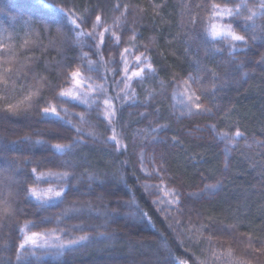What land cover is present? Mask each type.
I'll use <instances>...</instances> for the list:
<instances>
[{
  "label": "trees",
  "instance_id": "1",
  "mask_svg": "<svg viewBox=\"0 0 264 264\" xmlns=\"http://www.w3.org/2000/svg\"><path fill=\"white\" fill-rule=\"evenodd\" d=\"M185 3L191 9L184 8ZM207 3L0 0V42L11 37L18 76L7 102L20 98L21 85L26 88L44 76L50 87H45L37 105L44 97L57 103L53 89L63 82L67 67L83 63V54L96 70L82 71L96 83H104L102 77L107 74L106 87L112 96L119 91L113 79H120L116 72L123 74L125 47L134 55L150 57L157 73L155 78L146 76L143 83L132 79L129 98L113 101L112 124L95 105L88 108L72 101L57 103L58 109L67 108L70 113L63 120L45 117L38 106L16 115L0 110V192L13 193L9 197L12 213L0 215V264H174L177 258L187 264H226L229 250L231 264H264V32H242L244 22L237 20L234 28L246 36L247 45L237 42L234 52L226 43L213 47L204 31L207 11L195 7ZM254 3L249 0L250 6ZM59 8L74 13L85 32L91 31L99 15L103 27L97 32L109 29L103 44L97 48L98 39L88 36L77 40L73 25ZM193 13L198 14L195 25L190 23ZM255 22L264 24V20ZM124 55L129 64L134 63V55ZM189 74L201 77L203 100L212 109L206 124L243 133L238 143L228 145V162L223 155L225 143L199 131L196 119L201 116L195 117L198 123L191 118L178 120L171 107L175 85ZM78 113L84 114L85 123ZM68 120L71 123H65ZM112 127L122 147L110 139ZM152 128L160 130L149 135ZM140 135L171 143L164 167L173 180L194 191L202 183H219L218 190L209 198H185L177 209L161 214L132 163V146ZM57 143L72 147L57 153L52 147ZM32 168L37 173L67 171V181L39 183L41 188L66 186L65 195L41 206L27 194L35 180ZM25 222L29 234L63 230L62 239L84 234L90 239L60 256L52 254L55 249H36L33 255L26 246L17 260ZM213 252L224 256L213 259Z\"/></svg>",
  "mask_w": 264,
  "mask_h": 264
},
{
  "label": "snow or ice",
  "instance_id": "2",
  "mask_svg": "<svg viewBox=\"0 0 264 264\" xmlns=\"http://www.w3.org/2000/svg\"><path fill=\"white\" fill-rule=\"evenodd\" d=\"M232 5V6H229ZM48 7H54V5H47ZM119 7V5H117ZM154 8L160 7V5H153ZM184 8L191 9L192 5L185 3ZM196 8L204 7L207 11L206 25L204 28L206 38L210 43L215 44L217 42L226 43L227 47L231 51H235L238 48V43L240 42L243 45H247L246 36L240 34L234 28V24L237 20H243V24L240 25L242 32H256L257 30L264 32V24H257L256 20H264V0H255V3L250 6L249 0H208L207 5L196 4ZM58 11L64 13V17L67 22L73 25L72 31L79 40L81 37L88 36L93 39H98L99 43L96 45L98 48L100 44H103V34L108 32L107 27L103 28V32H97L98 28L103 27L101 24V17L99 15L95 16V22L91 24V31L85 32L81 29V24L77 23V17L74 13L65 12L63 8H59ZM197 15H190V23L195 25L197 23ZM83 23V21H82ZM79 30V31H77ZM59 31V28L57 29ZM115 36V33H112ZM134 38V37H133ZM252 39H255V35L251 36ZM116 41H119V37L115 36ZM11 37L8 40L0 42V101H5L0 105V110L11 113L13 115L19 114L21 112H28L33 107L38 106L45 117L51 115L52 117L57 118L58 120H63L65 116H69L67 108L57 107V103L63 104L67 101L77 102L78 104L86 105L88 108H92L93 105L102 111L105 119L108 120L109 124H112L116 116V105L113 103L114 100H122L129 98V89L132 87V79L138 78L140 83H143L145 77L155 78L156 69L153 67L150 57L145 53L140 55H134L132 49L125 47L123 49L124 54L134 55V63L129 64L127 56L122 54V75L120 72H116V75L120 76L119 80L113 79V86L118 88L119 91L116 92L115 96L109 95V90L106 87L108 82V76L105 74L102 79L104 83H96L90 76L85 75L86 71H95L92 67L93 62L87 58V54H83L80 57V60L83 63L77 64L74 68L67 67L65 69V75L63 77V82L58 83L53 89L55 93V99L57 103H53L47 97H44L39 105L37 101L41 99L42 93L45 87H50V84L47 82V78L41 76L36 79L35 84L29 85L26 88L21 85V96L18 98L15 103L7 102V98L10 92H14L16 88V83L18 76H16V69L14 67V62L16 58L15 45L10 42ZM28 43V40L24 41V45ZM219 50V49H215ZM101 62H103V56H100ZM212 71V70H209ZM107 73V69H106ZM213 76L215 75L212 71ZM123 85V87H120ZM161 88L164 87V81H160ZM123 93V97L120 95ZM131 95H135L134 90L131 92ZM180 98V107L177 108L176 104L171 105V107L180 112V115H201L205 113H210L212 109L207 106L203 100V87L201 84V77L199 75L193 76L189 74L187 78L181 79L178 82L177 88L172 93V98ZM67 98V99H65ZM150 98V97H149ZM101 105L103 107H101ZM63 113V115H61ZM79 116L80 122L85 123V116L82 113L77 114ZM65 123H71L70 120L65 121ZM75 127V126H74ZM160 127H164L161 125ZM75 130L79 133L81 129L76 127ZM159 128H152L148 133L149 135L156 134L159 132ZM211 130L215 138L219 141H223L226 145L225 153L227 155L229 148L228 145H234L238 143V138L243 136V133L237 128L234 133L230 131H220L217 130L215 125L211 126ZM112 136L110 139L116 142L117 147H122L123 145L117 139V132L115 127H112ZM40 143V141H37ZM52 147L57 153H64L67 150H70L72 145L70 144H54ZM141 161H143V153L140 155ZM143 168V164L141 165ZM32 173L35 176L33 181V186L27 188V194L30 197H34L41 206L46 203L53 201L54 199L62 198L66 192V186L53 187L49 186L47 188L39 187L41 181H47L49 184H52L53 180L55 181H67L69 173L67 171L63 172H53L51 170L44 172L41 171L37 173L36 168H32ZM147 175H151V172H148L147 169H144ZM153 172H156L160 176V170L158 168H153ZM161 183L163 184V178L161 176ZM146 190L151 186L145 185ZM157 189L160 188V185L156 186ZM218 185L209 184L205 186V191L213 193L216 191ZM167 194L170 199L167 203L171 205H179L181 194L178 190L174 188H168ZM13 193L8 191L5 195L3 192H0V215H9L12 213V205L9 197H12ZM159 207V203L153 201ZM72 209H69L71 211ZM165 209V211H169ZM142 215L147 217V213L143 212ZM35 227V225H32ZM203 227V226H201ZM29 223L25 222L23 228L21 229L23 233V239L18 245L17 250V260L21 258V254L25 250L26 246L30 247L31 254L35 255L36 249H55L56 251L52 254L60 256L63 255L65 249H73L75 246L83 245L89 241L90 237L87 234L68 237L62 239L64 236L63 230L57 233L55 230L50 232H31L29 234ZM81 231H84L81 229ZM224 256V253L213 252V259H220ZM228 260L226 264H231L232 253L229 250L227 253ZM39 259V257H37ZM174 264H187L186 261L177 258L174 261Z\"/></svg>",
  "mask_w": 264,
  "mask_h": 264
},
{
  "label": "rangeland",
  "instance_id": "3",
  "mask_svg": "<svg viewBox=\"0 0 264 264\" xmlns=\"http://www.w3.org/2000/svg\"><path fill=\"white\" fill-rule=\"evenodd\" d=\"M178 83L175 85L174 90L177 88ZM174 104H176L177 108L180 107V98L177 97L176 99H174ZM176 111V116L177 119L181 120V119H189L191 118L193 121H195V117H200L198 119H196L197 121H199V131H203L204 133H206L205 135L208 137L213 138V140H215L216 142H218L219 140H217L211 130V126L212 124H206V122L204 121V119L206 118H211L212 117V113H205V114H201V115H180V112ZM190 119V120H191ZM195 121V122H197ZM198 123V122H197ZM228 147V146H227ZM222 148V146H221ZM225 148L226 145H223V155H224V161L227 160V162L229 161L230 155H231V150L229 148V151L226 155L225 153ZM171 149V143L164 141V140H160L159 138L156 137H151V136H147V135H140L137 137V139L134 141L133 146H132V151H133V158H132V163L134 165V169L137 171V174L139 176V180L141 182V185L143 187V189L145 190V192L148 194V196L153 200V201H163V203H159V207H157V210L161 213V214H168L171 213L172 211H174L175 209H177V205H169L167 203V201L170 199V197L167 194V189L168 188H174L176 190H178L181 194V198H180V202L185 199V198H189L192 200H196V199H201V198H209L211 196H213V194L218 190L219 187H217L216 191L213 193H209L205 191V186L209 185V184H215L219 186V183H211V182H207V183H202L200 190H191L186 188L185 186H183L182 184H180V181H175L171 178V176L166 172L167 170L165 169L164 165H165V158L167 159V155L169 153ZM141 153H143V161H141L140 159V155ZM143 164V168L142 165ZM153 168H158L160 170V176H158L156 174V172H153ZM144 169H147L148 172H151V175H147L146 172L144 171ZM161 176L163 178V184L161 183ZM145 185H149L151 186L150 188H148L146 190ZM157 185H160V188L157 189ZM179 206V205H178ZM171 208V210L169 211H165V209H169ZM29 247V246H28Z\"/></svg>",
  "mask_w": 264,
  "mask_h": 264
}]
</instances>
